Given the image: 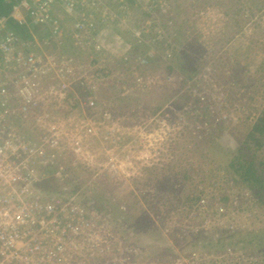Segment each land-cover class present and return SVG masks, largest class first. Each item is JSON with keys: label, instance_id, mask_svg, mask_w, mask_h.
Returning a JSON list of instances; mask_svg holds the SVG:
<instances>
[{"label": "rangeland", "instance_id": "rangeland-1", "mask_svg": "<svg viewBox=\"0 0 264 264\" xmlns=\"http://www.w3.org/2000/svg\"><path fill=\"white\" fill-rule=\"evenodd\" d=\"M146 1L92 9L115 16L100 31H118L112 51L99 55L112 64L99 106L94 115L85 110L103 130L114 122L117 142L105 132L87 134L75 105L59 132L69 145L36 153L38 181L55 178L49 190L81 193L79 257L87 264H264V244L246 237L264 229L263 201L252 214L226 220L215 210L191 211L203 193L232 205L254 194L228 158L264 107V0ZM129 37L140 41L133 59L153 51L146 64L124 60ZM27 138L38 143L42 133ZM232 238L239 243L230 246ZM46 244L50 255L54 245Z\"/></svg>", "mask_w": 264, "mask_h": 264}, {"label": "built area", "instance_id": "built-area-1", "mask_svg": "<svg viewBox=\"0 0 264 264\" xmlns=\"http://www.w3.org/2000/svg\"><path fill=\"white\" fill-rule=\"evenodd\" d=\"M8 1L12 3L11 12L0 16V264H87L90 261L79 257L83 243L80 230H84L79 218L81 206L55 194L41 195L36 187L41 155L36 153L44 152L45 146L61 149L69 145L59 132L65 126L63 116L74 113L75 105L77 115L86 116L83 130L87 134L100 131L107 134L103 138L109 142L115 144L118 140L110 135L114 122L103 130L85 110H92L90 114L94 115L100 103V82L107 80V70L112 67L110 59L108 62L99 57L112 51L105 32L99 30L115 18L107 12L103 14L105 7H111V0H106L108 4L105 0ZM137 1L147 5L146 0ZM100 8L102 12L96 16L94 10ZM84 9L90 15L81 12ZM65 17L70 19L71 28L66 26ZM11 20L25 27L32 38L23 39L9 25ZM68 40L75 53L83 51L86 57L69 51ZM152 55L151 50L147 55L124 60L146 64ZM35 131L42 133L38 143L27 138ZM82 160H74V164ZM245 196L232 205L230 200H211L213 196L203 193L191 211L215 210L218 216L223 214V220L233 213L252 214L258 198L254 194ZM55 232L63 237L54 240ZM46 242L54 245L51 256L45 253Z\"/></svg>", "mask_w": 264, "mask_h": 264}, {"label": "trees", "instance_id": "trees-1", "mask_svg": "<svg viewBox=\"0 0 264 264\" xmlns=\"http://www.w3.org/2000/svg\"><path fill=\"white\" fill-rule=\"evenodd\" d=\"M11 5L12 3L8 0H0V16L1 15H7L11 12ZM9 25L14 29L16 32H18L23 39H30L32 38V34L28 32V30L18 25L16 22L11 20L9 22ZM115 29V30H114ZM112 31H118V26L113 27L111 31L107 30L104 31L105 33L104 38L109 43H113L116 32ZM35 32H40L39 30H36ZM47 32V31H44ZM122 33V32H121ZM130 38V39H129ZM128 39L133 44L131 49V57L135 56V45L139 46L140 43L136 39H133L129 37ZM108 43V44H109ZM111 46V45H110ZM221 126V125H219ZM25 136H26V132ZM232 153L229 155L228 160V166L234 171V173L238 174L239 178L242 182L256 194L260 202L263 201L264 203V107L260 111V114L255 118V121L253 124H250V128H247V134L246 137L236 146L235 148H231ZM47 173V172H46ZM71 181V178L69 179ZM39 183H43L46 187L43 186V190H40L39 192L41 195L44 196H51V195H57L58 197H61L65 200H69L75 203H78L79 205H86V203H83V200H79V194L80 192H77V190L71 191L69 194H64L62 191H57L53 189H48L50 184H54L56 182L55 178H45L43 181H38ZM37 182V183H38ZM38 185V184H36ZM37 187V186H36ZM49 190V191H48ZM89 190L87 189V192ZM38 192V191H37ZM102 192H99V194ZM97 194V193H95ZM78 196V198H77ZM94 196V195H93ZM103 196V194H100L98 197ZM96 199V195L94 196ZM90 199V198H89ZM92 201L94 199H91ZM82 201V202H81ZM97 202V199H96ZM262 230V229H261ZM258 229V231L250 232L246 235L247 240L249 243L252 242V240H259V244H264V229L261 231ZM236 235H239L238 232L232 233V237H237ZM219 242H222V239H218ZM242 240V239H241ZM240 241V240H239ZM238 239H233L228 242L230 246H235L239 243ZM217 243V244H218ZM242 248L246 247V244H243L241 246Z\"/></svg>", "mask_w": 264, "mask_h": 264}]
</instances>
